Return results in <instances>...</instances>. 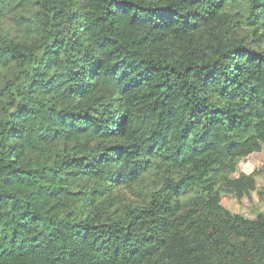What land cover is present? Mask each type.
<instances>
[{
	"label": "trees",
	"instance_id": "16d2710c",
	"mask_svg": "<svg viewBox=\"0 0 264 264\" xmlns=\"http://www.w3.org/2000/svg\"><path fill=\"white\" fill-rule=\"evenodd\" d=\"M263 145L264 0H0V264H264Z\"/></svg>",
	"mask_w": 264,
	"mask_h": 264
},
{
	"label": "rangeland",
	"instance_id": "374dc122",
	"mask_svg": "<svg viewBox=\"0 0 264 264\" xmlns=\"http://www.w3.org/2000/svg\"><path fill=\"white\" fill-rule=\"evenodd\" d=\"M255 172V189L241 198L233 194L221 193V204L232 213L253 219L264 214V145L262 150L242 158L238 170L233 174Z\"/></svg>",
	"mask_w": 264,
	"mask_h": 264
}]
</instances>
